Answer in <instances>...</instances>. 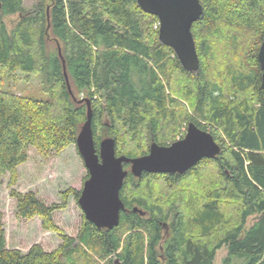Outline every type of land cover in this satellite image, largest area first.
<instances>
[{
	"label": "trees",
	"instance_id": "trees-1",
	"mask_svg": "<svg viewBox=\"0 0 264 264\" xmlns=\"http://www.w3.org/2000/svg\"><path fill=\"white\" fill-rule=\"evenodd\" d=\"M199 2L203 14L191 28L199 69L190 73L159 42L157 19L136 0H40L29 10L23 0H0L1 174L24 164L28 147L47 155L75 143L87 109L78 93L91 103L97 149L101 127L117 156L134 158L152 142L166 146L190 122L220 146L218 156L183 174L128 173L119 225L97 229L83 219L77 236L63 237L56 251L10 250L0 223V264H214L223 247L221 264H264V93L257 61L264 0ZM13 15L8 29L4 18ZM12 73L39 75L48 99L3 90L4 75ZM208 168L214 174L203 183ZM189 178L200 189H189ZM157 181L166 194H155ZM14 197L20 217L38 216L52 229L56 205L45 206L32 192Z\"/></svg>",
	"mask_w": 264,
	"mask_h": 264
},
{
	"label": "water",
	"instance_id": "water-1",
	"mask_svg": "<svg viewBox=\"0 0 264 264\" xmlns=\"http://www.w3.org/2000/svg\"><path fill=\"white\" fill-rule=\"evenodd\" d=\"M137 6L146 14L154 16L158 22V40L173 50L181 67L190 73L199 69V58L191 32L192 25L203 14L199 0H136ZM62 60L63 75L69 95L73 98L65 63ZM261 71L260 87L264 93V34L257 53ZM77 103L86 104V120L76 137L75 145L88 172L77 203L84 219L97 229L112 230L119 225L120 214L125 206L120 199V190L128 174L124 164L130 166V174L140 178L144 173L183 174L202 159H212L219 155L220 146L212 135L190 122L186 134L168 146L152 142L146 155L129 158L117 156L115 141L106 137L98 144L94 143L91 127V103L81 99ZM133 212L144 216V212L134 207ZM118 264V259L114 261Z\"/></svg>",
	"mask_w": 264,
	"mask_h": 264
},
{
	"label": "rangeland",
	"instance_id": "rangeland-1",
	"mask_svg": "<svg viewBox=\"0 0 264 264\" xmlns=\"http://www.w3.org/2000/svg\"><path fill=\"white\" fill-rule=\"evenodd\" d=\"M39 1L23 0V4L29 10ZM16 20L17 15L4 18L8 29ZM2 89L34 100L48 99L39 75L26 77L21 73L5 74ZM76 97L83 99L86 96L85 93H78ZM186 128L187 126H182L174 137L167 139L169 142L166 146L170 142L181 140L186 134ZM97 134L100 135V140L104 139L102 127ZM27 155L28 160L19 165L12 174L0 173V223L4 230L6 248L19 250L22 254H26L33 245L41 246L45 252L56 251L62 244L63 237L75 238L82 227L83 212L72 190L79 192L80 195L83 183L88 178V172L75 143L59 152L51 151L47 155L34 147H28ZM125 170L130 173V166ZM213 174L212 168L204 170L203 183L207 179H212ZM189 180L191 181L187 184L189 189L193 191L200 189L198 182L196 183L193 178ZM165 188L162 182L157 181L155 194L159 192L164 194ZM28 192L34 193L45 206L56 205L51 215V230L43 228V221L38 216L24 219L17 214V200L14 195ZM225 256L226 249L223 247L216 252L214 264H221Z\"/></svg>",
	"mask_w": 264,
	"mask_h": 264
},
{
	"label": "bare ground",
	"instance_id": "bare-ground-1",
	"mask_svg": "<svg viewBox=\"0 0 264 264\" xmlns=\"http://www.w3.org/2000/svg\"><path fill=\"white\" fill-rule=\"evenodd\" d=\"M81 100V99H80ZM105 122V121H104Z\"/></svg>",
	"mask_w": 264,
	"mask_h": 264
}]
</instances>
